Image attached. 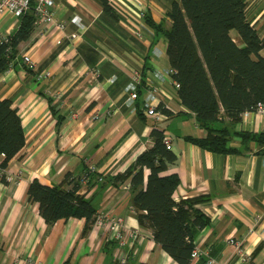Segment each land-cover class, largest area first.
<instances>
[{
  "label": "crops",
  "instance_id": "1",
  "mask_svg": "<svg viewBox=\"0 0 264 264\" xmlns=\"http://www.w3.org/2000/svg\"><path fill=\"white\" fill-rule=\"evenodd\" d=\"M173 1L179 0H109L114 13H107L101 0H57L65 34L78 37L71 40L55 26L39 24L19 44L14 65L0 74V99L12 100L25 131L24 147L6 167L14 179L0 174V264H119L114 258L117 242L107 239L105 228L93 223L84 232L86 221L78 217L49 227L39 204L29 200L33 179L55 185L68 172L81 177L79 192L92 199L98 213L122 216L127 228L141 230L127 264H180L140 222L129 181H110L154 145L151 131L157 126L165 128L177 155L166 172L180 178L174 199L204 196L197 207L209 223L198 230L195 244L210 248L214 264H264V145L250 141L245 147L235 135L229 144L240 151L219 153L187 139L204 137L207 131L181 101L165 34L147 21L150 16L170 28L167 11ZM246 4L248 19L264 37V0ZM19 22L13 13L0 12V42ZM231 33L243 45L238 33ZM60 37L64 39L58 44ZM27 53L37 69L23 62ZM47 70L50 75L37 77ZM93 70L98 71L96 78ZM132 84L138 88L134 101L129 100ZM147 104L158 110L164 106L173 115L156 121L147 114ZM53 105L65 115L60 127ZM241 129L264 132V117H243L234 126ZM91 166L95 177L89 181L84 176ZM230 236L245 240L248 262L239 261L228 244ZM191 264L208 263L202 258Z\"/></svg>",
  "mask_w": 264,
  "mask_h": 264
},
{
  "label": "trees",
  "instance_id": "2",
  "mask_svg": "<svg viewBox=\"0 0 264 264\" xmlns=\"http://www.w3.org/2000/svg\"><path fill=\"white\" fill-rule=\"evenodd\" d=\"M101 3L105 12L114 13L109 0ZM246 5V0L173 1L167 11L172 20L168 29L147 16L148 23L167 38L172 77L179 83L181 101L207 131L204 137L187 136V139L219 153L240 151L229 144L235 135L241 137L245 147L250 141L264 145V132L234 130L242 120V113L264 100V37L248 19ZM36 20L31 0L29 10L19 18L17 29L0 42V74L14 65L18 46L32 36ZM232 30L242 38L243 45L234 41ZM51 107L60 127L65 115L54 105ZM160 111L173 115L164 106ZM151 137L154 145L110 181L115 185L130 182L131 203L139 212L140 222L152 229L155 240L171 257L180 264H191L195 236L209 223V218L197 207L204 196L174 199L180 178L175 172H166L175 164L177 155L165 143L163 126L153 128ZM24 145L25 131L18 109L10 98L0 99L2 166L7 167ZM93 177L95 172L88 169L84 178L90 181ZM81 180L68 172L55 185L37 178L31 181L28 198L39 204L40 214L49 227L59 219L78 217L85 219L86 232L95 222L98 212L92 199L79 192Z\"/></svg>",
  "mask_w": 264,
  "mask_h": 264
},
{
  "label": "built area",
  "instance_id": "3",
  "mask_svg": "<svg viewBox=\"0 0 264 264\" xmlns=\"http://www.w3.org/2000/svg\"><path fill=\"white\" fill-rule=\"evenodd\" d=\"M34 1V12L36 14V24L45 25V27L50 28L55 26L58 31L65 34L66 25L64 22L60 21L57 18L56 14V5L57 0H33ZM31 6V0H0V12L9 11L13 13L17 18L29 10ZM139 36L140 34L137 33ZM67 36L69 39H74L78 37L77 33H72ZM4 37L3 39H6ZM63 37L58 39V44L62 43ZM23 62L28 66L29 69L35 70L37 69L36 62L31 58V56L27 53L23 55ZM46 75H50V71H42L37 74L38 78H42ZM93 75L96 78L98 75L97 70H93ZM134 78L137 83H140V75L138 72H135ZM174 84L179 87V83L177 81H173ZM138 97V88L136 85H131V95L129 97L130 101L136 100ZM252 113H256L264 117V100L258 101L252 108L245 110L242 113V118L247 117ZM147 114L152 116L156 121H160L163 117V113L158 110L155 106L151 104H147ZM77 115L76 111L71 113L72 117ZM97 118V115L94 116ZM165 143L168 148H171V140L168 136H165ZM3 155H0V174L6 172V178L8 180H13L14 176L7 172L6 167L2 166ZM90 172H95V167L91 166L89 168ZM102 178L100 177V180ZM127 188L130 189V182L126 184ZM95 225L101 226L106 230V237L108 240H113L117 242V246L114 250V258L119 264H127L130 259V250L135 244V242L142 236V232L140 229H130L125 225L124 218L122 216L111 215V214H103L98 213L94 222ZM228 244L232 246L234 252L237 254L239 261L248 262L250 260V254L248 253L245 247V240L243 238H238L235 236H230L228 238ZM202 257H205L206 263L214 264L216 260L210 256V248L209 247H199L195 245L192 253V263L197 262Z\"/></svg>",
  "mask_w": 264,
  "mask_h": 264
},
{
  "label": "rangeland",
  "instance_id": "4",
  "mask_svg": "<svg viewBox=\"0 0 264 264\" xmlns=\"http://www.w3.org/2000/svg\"><path fill=\"white\" fill-rule=\"evenodd\" d=\"M100 213H102V212H100ZM103 214H107V213H103Z\"/></svg>",
  "mask_w": 264,
  "mask_h": 264
}]
</instances>
